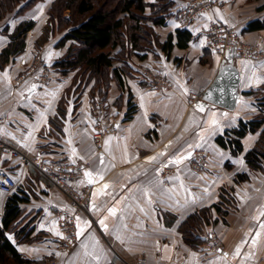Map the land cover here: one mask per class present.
Wrapping results in <instances>:
<instances>
[{
    "label": "crops",
    "instance_id": "0c3cea01",
    "mask_svg": "<svg viewBox=\"0 0 264 264\" xmlns=\"http://www.w3.org/2000/svg\"><path fill=\"white\" fill-rule=\"evenodd\" d=\"M172 1L170 16L156 31L162 43L172 34L177 44V31L188 30L193 37L187 48L175 46L170 57L161 48L148 52L143 60L134 56L126 91L113 83L106 99L93 98L92 82L74 81L75 72L63 74L54 67L66 52V47L57 45L62 34L51 37L43 46L37 45L51 2H38L20 14L19 7L0 19V54L22 22L36 23L33 38L26 39L25 51L0 66V138L49 166L65 165L71 184L80 191H90L86 211L79 216L84 232L69 248L57 219L58 210L70 211L67 197L38 168H22L9 157L0 162L21 183L12 194L19 201V216L6 236L30 264H47L53 259L57 264H136L141 259L147 264H264V229L260 228L264 224V215L260 214L264 211V170L250 169L245 160L246 153L257 145L262 129L242 139L243 152L238 155L216 142L241 119L252 120L260 113L264 30L247 28L250 22L264 17V11H258L264 0H215L211 12L200 14L189 27L182 25L183 12L197 0ZM212 22L235 28L243 42L261 51V59H234L240 73V99L234 110L203 99L225 60L207 43L206 33ZM34 58L41 62L40 67L32 64ZM43 70L52 76L49 86L39 81ZM146 71L162 75L170 87L150 88L141 81ZM259 90L260 97L247 95ZM129 101L136 109L127 120ZM198 104L204 111L196 108ZM107 117L116 133L106 134L99 144L95 135L100 127H106ZM197 150L212 155L202 175L190 168ZM178 155L188 158L180 164L171 163ZM152 157L155 159L150 160ZM85 171L93 173L92 183ZM97 173L103 174V180ZM244 173L249 179L237 182V175ZM105 183L110 185L104 190L108 194H101ZM145 189L150 193L147 197ZM226 190L234 197L235 208L225 220L219 219L207 229L222 248L218 253H203L185 242L179 226L191 214L218 203ZM0 194V213H5L11 196ZM111 207L117 208L115 217L108 214ZM105 217L107 231L99 223ZM214 217H218L216 212ZM83 244L99 259L85 256ZM9 263L18 264L14 260Z\"/></svg>",
    "mask_w": 264,
    "mask_h": 264
},
{
    "label": "trees",
    "instance_id": "16d2710c",
    "mask_svg": "<svg viewBox=\"0 0 264 264\" xmlns=\"http://www.w3.org/2000/svg\"><path fill=\"white\" fill-rule=\"evenodd\" d=\"M41 1L44 0H0V19L19 7L18 13H23ZM172 7V0H155L152 3L146 0H53L48 10L49 21L37 45L43 46L51 37L62 34L57 45L66 47V52L54 67L63 74L75 72L74 81L81 80L86 84L92 82L93 98L98 96L106 99L113 83L121 91H126V78L132 75L130 62L134 56L143 60L148 52L161 48L170 57L175 46L187 48L193 37L188 30L177 31V44L172 34L162 43L156 31L157 27L164 26ZM258 11L263 12L264 6ZM35 25L34 21H24L10 35L11 43L0 54L1 67L25 51L27 35ZM255 30H264V17L249 23L247 31ZM258 92L260 90L247 95L257 97ZM259 107L257 117L252 120L241 119L236 128L227 130L216 139L219 146L238 155L243 152L242 139L262 129L257 145L245 155L252 170H264V95L259 98ZM135 109L129 101L127 120ZM248 179V174L244 173L237 175L236 181ZM10 196L0 226V264H7L10 260L18 264H30L31 261L22 258L6 236V231L20 212L17 196ZM234 203V197L226 190L221 193L218 203L188 216L179 226L185 242L195 249H201L206 242L207 229L216 225L219 219L225 220Z\"/></svg>",
    "mask_w": 264,
    "mask_h": 264
},
{
    "label": "built area",
    "instance_id": "2783aa9c",
    "mask_svg": "<svg viewBox=\"0 0 264 264\" xmlns=\"http://www.w3.org/2000/svg\"><path fill=\"white\" fill-rule=\"evenodd\" d=\"M214 2L215 0L195 1L192 6L183 12V17L181 19L182 25L189 27L196 12L210 13ZM206 40L209 46L224 58L226 52L229 50L234 51L236 56L249 58L256 56L259 57V49L254 46L242 45V43L239 42L237 33L233 29L219 23H210L206 33ZM21 63L25 65V60ZM141 81L147 83L150 88L166 89L170 87L169 82L162 75L155 76L151 71H146L141 76ZM105 128H107V130H105ZM105 128L100 127L96 133L95 139L97 142L102 141L106 133L114 131L111 125L110 127L108 126ZM7 157L17 161L22 168H28L29 166L38 168L53 183V185H55L67 197L70 203V211H57L58 226L67 236L68 243H66V247L70 248L75 245L78 241L76 235L77 217L86 211V207L90 200V191H80L71 184L69 181L71 176L67 173V167L65 165L58 164L55 166H49L44 163L43 160L39 161V159L37 160L29 157L12 143L0 138V162ZM205 164L206 161L201 159L196 152L193 160L190 162V167L194 173L202 174ZM20 185V180L0 164V192L6 196H10L19 189ZM3 216L4 213H0V218ZM205 241V244L202 246V251H205L206 253H218L222 248L221 242L218 241L213 233H207L205 235ZM49 264L55 263L50 262ZM140 264H145V261L141 260Z\"/></svg>",
    "mask_w": 264,
    "mask_h": 264
},
{
    "label": "water",
    "instance_id": "95a60500",
    "mask_svg": "<svg viewBox=\"0 0 264 264\" xmlns=\"http://www.w3.org/2000/svg\"><path fill=\"white\" fill-rule=\"evenodd\" d=\"M235 57L234 51L226 52L224 63L218 75L203 94L205 101L228 110L236 109L240 99V73L234 65Z\"/></svg>",
    "mask_w": 264,
    "mask_h": 264
},
{
    "label": "snow or ice",
    "instance_id": "6c2138e0",
    "mask_svg": "<svg viewBox=\"0 0 264 264\" xmlns=\"http://www.w3.org/2000/svg\"><path fill=\"white\" fill-rule=\"evenodd\" d=\"M209 19H211V17H209ZM242 63H244V62H242ZM33 87H34V86H33ZM181 87H183V86L181 85ZM186 91H187V89H185V92H186ZM196 108L199 109L200 111H204L203 106L200 105V104L196 105ZM212 115H213V117H215L216 114L213 113ZM225 115H226V114H225ZM212 123H213V124H216L217 122H216L215 119H213ZM110 140H111V138H109V142H110ZM107 143H108V142H106V145H107ZM198 146H199V145H197V147H198ZM189 147H192V146L189 145ZM190 156H191V153H188V157H190ZM188 157H185V156H182V155H178L176 158H174V159L171 160L170 162H171V163H175V164H180L181 161H182L183 159H186V158H188ZM149 159H150V160H154L155 157H152V158H149ZM100 163L103 164V159H102V158H101V160H100ZM85 176L88 178V182H89V183H92V182H93V180H92L93 173H92V172L85 171ZM97 176H98L99 180H103V174H102V173H97ZM169 179H171V178H169ZM177 179H178V177H177ZM160 183L162 184L163 181H160ZM109 186H110V185L107 184V183L103 184V186H102V188L99 190V192H100L101 194H108V193L104 192V190L108 189ZM94 195H95V194H94ZM144 195H145L146 197L150 195V193L148 192L147 189L144 190ZM148 203L151 204V200H150V199L148 200ZM93 208H96L95 202H93ZM107 211H108L109 216H113V217H115V216L117 215V208H116V207L108 208ZM260 214H261V215H264V211H262ZM106 219H107V217H105V219H101V220L99 221L100 225L105 229V231H107V224L105 223V220H106ZM79 220H80V218L77 217V221H78V223H77L78 231H77V233H76L77 238H79V237L83 234V232H84V229L80 227ZM84 223H85V225L90 226V225L88 224L87 221H85ZM260 228H261V229H264V224H261V225H260ZM56 234H57V235H61L59 232H57ZM256 235H257V238H258L259 235H260V233L258 232ZM61 238H64V237L61 236ZM255 242H256V240L254 239V240H253V243H255ZM97 243H98V242H97ZM88 247H89V246H88L87 244H83V248L85 249V253H84L85 256H92L93 259H99V256H98V255H96V254H94V253L88 251ZM238 251H239V250H237V252H238Z\"/></svg>",
    "mask_w": 264,
    "mask_h": 264
},
{
    "label": "rangeland",
    "instance_id": "374dc122",
    "mask_svg": "<svg viewBox=\"0 0 264 264\" xmlns=\"http://www.w3.org/2000/svg\"><path fill=\"white\" fill-rule=\"evenodd\" d=\"M44 2H45V4H47V2H53V0H44ZM42 6H44V5H42ZM40 7L39 9H42L43 7ZM46 7V6H45ZM44 7V8H45ZM50 7V6H49ZM43 10V9H42ZM48 10H49V8H48ZM48 10H47V15H49L48 14ZM39 13V12H38ZM42 13H43V11H42ZM196 15H194V19H196L197 17H199V15L200 14H202L203 15V13H199V12H196L195 13ZM48 19H49V17H48ZM193 19V20H194ZM49 20H47V22H48ZM47 24V23H46ZM46 26V25H45ZM44 26V27H45ZM229 28H231V27H229ZM44 29V28H43ZM43 29H42V34H43ZM231 29H233L236 33H237V36L239 37V42L240 43H242V45H249V46H254L255 48H257V49H259V47L258 46H255V45H250V44H246L245 42H243L242 41V39H241V37H240V35L238 34V32L236 31V29L235 28H231ZM33 30V29H32ZM32 30H31V33H28V35H27V37H31L32 36ZM42 34H41V36H40V38L42 37ZM32 38H33V36H32ZM40 38H38V41L40 40ZM259 51V57H251V59H261V51H260V49L258 50ZM246 58H249V57H246ZM250 59V58H249ZM40 63L41 62H38L37 61V58H34V60H33V62H32V64L33 65H35V64H37V67H40L41 65H40ZM152 72V71H151ZM154 73V72H153ZM154 75L155 76H157V75H159V74H156V73H154ZM139 79H140V77H139ZM39 81L40 82H42L43 83V85H45V86H49V85H51V82H52V76L50 75V73L47 71V70H43L41 73H40V75H39ZM75 81H77V80H75ZM162 89V88H161ZM259 97H260V95H259ZM100 98H102V97H100ZM104 121H105V124H104V126H106V127H110V125L112 126V121L107 117V118H105L104 119ZM105 130H107V128H105ZM109 130H111V129H109ZM114 130V129H113ZM115 131V130H114ZM114 131H110V132H108V133H106V134H115L116 133V131H115V133H114ZM105 134V135H106ZM103 141V140H102ZM102 141H100V142H97V143H102ZM197 154H198V156L201 158V159H203L204 161H206V164H205V166H204V169H203V172H202V174H204V172H205V169H206V167L208 166V164H209V162L211 161V159H212V155H211V153L209 152V151H207V150H197ZM193 160V159H192ZM191 168V167H190ZM201 174V175H202ZM2 197V194H0V198ZM2 201V199L0 200V202ZM235 204V203H234ZM234 204L231 206V210H233V208H235V206H234ZM74 246V245H73ZM72 246V247H73ZM200 250H203L202 248L200 249ZM203 253H206L205 251H202ZM141 260H144L145 261V264H147L146 263V260L145 259H141ZM140 260V261H141ZM140 261H139V263H136V264H140ZM50 262H54L55 264H57V262H56V260L55 259H53V260H49L48 262H47V264H49ZM8 264H10L9 262H8Z\"/></svg>",
    "mask_w": 264,
    "mask_h": 264
}]
</instances>
